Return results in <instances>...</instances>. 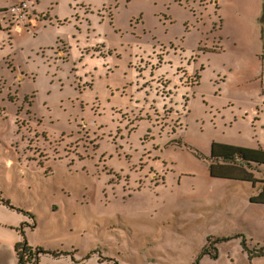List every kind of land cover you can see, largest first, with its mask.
Masks as SVG:
<instances>
[{
	"label": "rangeland",
	"instance_id": "1",
	"mask_svg": "<svg viewBox=\"0 0 264 264\" xmlns=\"http://www.w3.org/2000/svg\"><path fill=\"white\" fill-rule=\"evenodd\" d=\"M17 2L0 0V109L14 101L0 110V245L77 258L98 248L117 264H264L243 247L264 244V174L195 154L240 153L264 171V0H30L45 19L12 26ZM29 109L19 132L16 111ZM29 140L64 159L29 172ZM87 172L101 174L96 187ZM215 237L229 238L217 259L202 252ZM61 253L41 263L112 264Z\"/></svg>",
	"mask_w": 264,
	"mask_h": 264
},
{
	"label": "trees",
	"instance_id": "2",
	"mask_svg": "<svg viewBox=\"0 0 264 264\" xmlns=\"http://www.w3.org/2000/svg\"><path fill=\"white\" fill-rule=\"evenodd\" d=\"M11 92H16V91H10L9 93H11ZM0 95H2V92H0ZM18 95H19V92H18ZM26 98H27V96H26ZM3 100H6V103L0 110H3V111L6 112L7 104L11 103V102L14 103V101L9 100L7 98V96ZM29 101H30V97H29ZM22 114H25L24 117H30L32 115L31 109H29L28 112H23V111H20V110L16 111V117H17L16 124L19 127V130H18L19 132H21L22 128L24 127V125L21 123V121L19 122V117ZM84 126H86V125H83V127ZM32 128H33V126H29L28 127V129H32ZM34 131H35V129H34ZM83 132H84V130L81 131L80 134H83ZM86 133H87V131L84 132V134H86ZM36 135L38 137L40 134L37 133ZM30 141H32V143H33V147L30 150L32 151V153L38 154L39 157H37L36 155L25 157L26 170H28L29 172H32V168L28 166L29 163L33 164V163L39 162L41 164V165H39V166H41L40 168L45 169L44 161L47 162L48 160H54V161L61 162L64 159V158L60 157L59 155H58V158L56 157L57 156V153H56L57 152V148L56 147L52 148V146H50V148L48 150H45V149H41L38 145L34 146L35 143H34L33 140H29V142ZM177 142H178L179 145H181L183 143L182 139L177 140ZM55 143H58V142L55 141ZM50 144L52 145V143H50ZM72 145H75L77 148L81 147L79 142L72 143ZM66 150L67 149H65L64 151H66ZM82 150H85L86 153L89 152L90 151L89 144L86 145V146H83ZM67 152L69 153V152H72V151H67ZM97 152H98V149H97V147H95L94 152H93L94 155H97ZM75 153L78 154V157L80 158L79 159L80 161H83V160L86 159V157L80 155L81 153H79L78 150H76ZM195 154L200 159H211V160H214V162L216 161L217 163L231 164V165H234V166H241V167H244V168H246V169H248V170H250L252 172L263 173L264 174V171L262 170V165L261 164H258L256 162H254V161L242 156L240 153L231 154V155L226 154V155H222V156H213V157H210V158H207L205 154L200 153V152H195ZM101 158H103V156H101ZM39 159L41 161H39ZM65 159L69 160L70 158H69V156H66ZM92 159H94V157ZM20 162H22V161L20 160ZM74 164H75L74 159H72V160H70L67 163L66 166L70 167V166H72ZM95 167L98 168V164H96ZM87 175L89 177L95 178L94 187H96V181H99V178H100L101 174L98 173V172H97V174H90L89 172H87ZM210 237H212V236H210ZM226 239H229V238H227V237H215L214 241H210V240H208V241L213 243L215 246H217V245H219L218 243H220L222 241H225ZM245 242L246 241H243V247L247 251L248 256L251 259L264 257V244H257L253 249H250V248L247 247ZM73 250H74V248L67 249L66 251L61 253L59 250H49V249H47V248H45L43 246L37 247V249H36V251H40V252L43 251V253H46V255H48V256L51 255L50 257L55 256V257L59 258V254L61 253L65 258L70 259L71 261H73L75 263L76 262L79 263L81 261H87V260H89V259H91V258H93L95 256H97L98 261L100 263H104L103 262V258L104 257L96 255V250H98V248L91 249L89 252L82 254V256L79 257V258H77L75 256ZM216 250H217V247H215V252H216ZM76 252H78V251H76ZM16 253H17L18 262H19L18 264H29V263H31V264H40L39 261L32 262V259H31V261H28L27 254L24 251H20L19 245H17V247H16Z\"/></svg>",
	"mask_w": 264,
	"mask_h": 264
},
{
	"label": "flooded vegetation",
	"instance_id": "3",
	"mask_svg": "<svg viewBox=\"0 0 264 264\" xmlns=\"http://www.w3.org/2000/svg\"><path fill=\"white\" fill-rule=\"evenodd\" d=\"M41 14H43V13H41ZM41 14L38 15L37 13H33L32 10H31V8H30V9L27 11L26 16H25L26 23H32V22L35 21V19H36L37 21H42V20H44V19H45V12H44V15H41ZM35 15H36V18H35ZM10 23L12 24V26L15 25V24H18L16 18H14V17H12V19L10 20ZM84 38H85V37H81V36H80V37H77L76 48H77V46L79 45L80 42L87 43V41L84 40ZM86 49H87V47H86ZM92 49H93L94 52H96V51L98 50V48H96L95 46H94ZM112 51L115 53L117 50H116V49H112ZM113 52H112V53H113ZM70 53H72V52L70 51ZM82 55H83V53L81 52V56H82ZM84 55H87L86 52H84ZM64 56H65V52L62 51V53L59 54V57H60V58H64ZM86 57H87V56H86ZM86 57H83V58H86ZM110 57H111V56H110ZM130 57H134V54H130ZM135 57H137V56H135ZM88 61H89V60H88ZM88 61L83 62V63H86V64H83V65H80V64H79V63L82 62L81 60H78V61H77V64H78V68H77V70H81V67H85V69L88 71V72L83 71L86 77H89L88 74H89V72H90V68H89L90 62L87 63ZM135 62H136V61H135ZM115 67L118 68L117 65H115ZM76 75H77L78 77H81L82 79L84 78L83 76H79L77 73H76ZM91 75H92V73H91ZM184 94H186V92H185ZM172 103H173L174 105L178 104V102H176V101H172ZM215 247H217V246H215L213 243H211V242L208 241V243H206V245L204 246L202 252H203L204 255H212L213 258L217 259L219 256H218L217 253H215ZM36 249H37V248L34 249V252H33V254H34V255H33V258H32V256H28V255H27V256H28V257H27L28 261H31V259H32V262L39 261L40 264H42V263H41V260H42V256H43V255L47 256L48 258L51 256V255H50V256L46 255V253H43V251H42V252H40V251H36ZM217 249H218V248H217ZM68 252H69V251H68ZM219 252H220V251H219ZM104 260H105V262H107V263L117 264V262H114L113 259H110V258H108V257H104ZM29 264H31V263H29Z\"/></svg>",
	"mask_w": 264,
	"mask_h": 264
},
{
	"label": "crops",
	"instance_id": "4",
	"mask_svg": "<svg viewBox=\"0 0 264 264\" xmlns=\"http://www.w3.org/2000/svg\"><path fill=\"white\" fill-rule=\"evenodd\" d=\"M35 13H38V14H41V12H35ZM36 21L32 22V23H28V26H33L35 24ZM71 51V50H70ZM230 142L226 141L225 144H228ZM234 167H239V169H236L237 171L233 172L235 173L236 175H244V176H249V178L253 179L252 178V174L253 172L244 168V167H241V166H234ZM222 172L224 173H228V169H224L223 167H218ZM232 172V171H231ZM255 177V176H254ZM254 180L256 181H262L264 183V177L263 178H257L255 177ZM4 256V259L0 257V260H5L6 258H11L12 259V264H16L17 263V260H16V253H15V247L12 246V244L10 245H7V246H4V245H0V256ZM4 264V263H2Z\"/></svg>",
	"mask_w": 264,
	"mask_h": 264
},
{
	"label": "built area",
	"instance_id": "5",
	"mask_svg": "<svg viewBox=\"0 0 264 264\" xmlns=\"http://www.w3.org/2000/svg\"><path fill=\"white\" fill-rule=\"evenodd\" d=\"M29 9L30 0H18L17 3L12 5L10 10L13 13V17L16 18L17 23L28 25V23H26L25 16Z\"/></svg>",
	"mask_w": 264,
	"mask_h": 264
},
{
	"label": "bare ground",
	"instance_id": "6",
	"mask_svg": "<svg viewBox=\"0 0 264 264\" xmlns=\"http://www.w3.org/2000/svg\"><path fill=\"white\" fill-rule=\"evenodd\" d=\"M18 245H19L20 251H24L28 256H32L33 258V255H34L33 252L35 248L30 247V246H23L21 243Z\"/></svg>",
	"mask_w": 264,
	"mask_h": 264
}]
</instances>
